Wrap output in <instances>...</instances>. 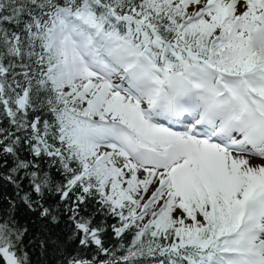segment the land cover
<instances>
[{"label":"trees","instance_id":"1","mask_svg":"<svg viewBox=\"0 0 264 264\" xmlns=\"http://www.w3.org/2000/svg\"><path fill=\"white\" fill-rule=\"evenodd\" d=\"M62 13L204 60L215 49V30L189 25L188 6L175 0H0V264L5 251L17 264H212L228 254L223 211L191 234L153 205H116L102 173L65 137L82 105L53 71Z\"/></svg>","mask_w":264,"mask_h":264},{"label":"rangeland","instance_id":"2","mask_svg":"<svg viewBox=\"0 0 264 264\" xmlns=\"http://www.w3.org/2000/svg\"><path fill=\"white\" fill-rule=\"evenodd\" d=\"M181 2L188 6L191 21L216 29V68L210 61L180 60L175 73L162 60L161 69H155L145 52L140 54L133 44L99 28L87 34L70 18L58 27L53 44L60 63L55 71L67 83L65 92L88 100L72 115L74 126L67 127L65 135L87 156L89 170L101 171L105 191L114 204L128 200L148 207L156 203V213H166L170 222L191 234L202 231L216 211L223 209L233 222L224 240L243 245L232 248L239 250L228 256L232 262L221 264H264V242L258 237L263 239V235L258 234L254 222L256 206L264 197V167L248 170L242 157L259 155L264 159V0ZM100 50H107L116 65L134 75L143 99H137L124 85H113L100 69L108 66L107 60L96 67ZM186 85L203 90L194 91ZM170 86L195 92L196 98L202 95L204 106L222 107L225 116H232L228 124L236 131L248 124L255 128L254 136L247 138L257 142H253L254 153H235L226 140L216 141L211 136L215 132L211 128L210 134L195 133L198 129L192 124L196 121L179 126L183 129L177 133L169 123L155 119L152 109L163 102L160 95ZM24 104L22 97L19 105ZM171 146H179L180 151L169 153ZM161 157L164 160H159ZM184 166L188 168L184 170ZM172 172L177 175L170 177ZM5 255L8 264H17L12 254L5 251Z\"/></svg>","mask_w":264,"mask_h":264},{"label":"bare ground","instance_id":"3","mask_svg":"<svg viewBox=\"0 0 264 264\" xmlns=\"http://www.w3.org/2000/svg\"><path fill=\"white\" fill-rule=\"evenodd\" d=\"M109 59V60H108ZM103 60H107V65H101V70H105V74L110 77L111 82L114 86H123L126 87L128 92L133 93V95L137 99H143L144 93L140 92L139 89L136 88L134 75L130 73V71H123L120 66L115 64V61L110 59L109 53L107 50H100L96 57V67L99 68V65ZM173 95H167L163 100L165 103L160 102L155 109H152V114L155 115V119L163 122L169 123L173 130L177 131V133H181L178 129L179 126L186 127L188 123L191 121H196L192 124L198 131H194L195 133L205 134L206 132L210 134L208 131L209 128L214 130L215 132L211 134L214 139L224 141L226 140V146L230 149H233L235 153H239V151H245V153H254V143L248 141V135L251 137L253 135V128L251 125H243L242 128H238L237 131L232 129L228 124V119H231L232 116L227 114L225 116V112H222L221 108L215 109L213 106L205 107L203 105V100L196 98L195 92H190L186 89H183L181 86H174L172 89ZM188 92V94L186 93ZM195 98V99H194ZM197 99V100H196ZM199 101V102H198ZM214 110V111H213ZM224 115V117H223ZM237 124V123H236ZM243 131L246 134H243ZM234 134V136H232ZM178 136V134H176ZM230 139L232 141H230ZM185 142H189V140H184ZM180 151L179 146H171L169 148V153H178ZM225 155V152L223 153ZM151 155V154H150ZM227 155V154H226ZM243 160L246 161L248 165V170L253 167H264V159H262L259 155H256L255 158L250 156H242ZM165 157L159 158V160H164ZM179 158V157H178ZM188 168V166H184V170ZM244 173L247 172H243ZM162 174V178H167L168 175ZM177 175V172H172L169 174L170 177ZM164 176V177H163ZM164 180L161 182H164ZM232 183L228 184L229 188L232 186ZM257 208L258 218L254 220L256 223V230H258V234L263 235V239L258 236L264 242V197H261L259 200Z\"/></svg>","mask_w":264,"mask_h":264}]
</instances>
